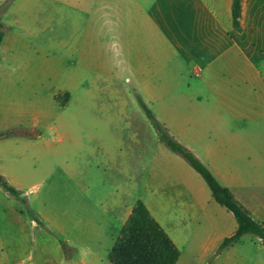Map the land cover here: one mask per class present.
Returning <instances> with one entry per match:
<instances>
[{"label": "rangeland", "instance_id": "374dc122", "mask_svg": "<svg viewBox=\"0 0 264 264\" xmlns=\"http://www.w3.org/2000/svg\"><path fill=\"white\" fill-rule=\"evenodd\" d=\"M155 1L14 0L0 18L6 28L0 47V132L26 128L32 135L0 140V174L20 191L15 198L0 188V198L9 209L23 206L43 215L57 232L52 236L57 243L81 238L72 232L77 221L73 218L79 219L83 212V197L89 198L94 212L114 197L123 205L142 197L168 213L178 207L173 197L181 182L189 183L204 202L206 191L211 197L203 178L161 141L139 105L142 99L169 135L185 147L178 135L192 134L181 117L196 116L201 109L179 99L205 94L197 86L191 59L177 57L168 43L170 26L146 21ZM163 1L162 10L179 1L183 16L195 14L198 2ZM204 13L199 14L201 20L211 21ZM261 14L259 22L264 26ZM194 32L185 26L174 34L185 39ZM255 48L254 62L264 78V34ZM245 67L233 49L212 61L208 78L214 86L233 82L234 88L249 90L248 115L264 118V98L252 94L255 82L244 83L240 71ZM167 68L174 73L164 75ZM173 100L180 105L163 107ZM204 110L215 114V109ZM162 119L170 122V130ZM245 126L254 127L251 122ZM167 191L172 192L167 195ZM162 193L167 195L164 200ZM44 238L50 241L43 235L42 243ZM234 246L227 260L264 264V246L256 236L245 235ZM64 251L71 254L69 248Z\"/></svg>", "mask_w": 264, "mask_h": 264}, {"label": "crops", "instance_id": "0c3cea01", "mask_svg": "<svg viewBox=\"0 0 264 264\" xmlns=\"http://www.w3.org/2000/svg\"><path fill=\"white\" fill-rule=\"evenodd\" d=\"M232 2L215 0L210 5L205 0H198L194 6L195 14L183 16L179 1L172 8L162 10L164 1L156 0L154 11L146 13L145 18L152 25L170 26L168 43L176 51L177 57L191 59L193 73L197 71L195 77L199 79L197 86L205 91L203 95L179 99L192 103L194 108L201 111H196L199 114L196 116L181 117V122L186 124V129L192 135L186 138L178 135L177 139L209 169L223 187L230 190L236 201L256 221L264 224V127L261 126L264 118L248 115L249 90L234 88L233 82L214 86L208 78L212 74L209 68L212 61L236 49L247 66L240 71L244 83L255 82L257 86L252 94L256 98H264L262 68L254 62L258 51L255 45L264 34V26L259 22L264 12V0H241L242 15L238 29L232 23ZM199 10L207 12L212 20L202 21ZM248 12L253 14L250 25L247 24L251 18ZM185 26L199 33L194 32L196 35L190 38H177L174 31H182ZM200 57L204 63L202 66L198 64ZM205 57H209L210 61L206 63ZM163 72L164 75H170L174 70L167 68ZM168 88H171L170 85ZM177 105L180 103L173 100L163 107L173 109ZM207 107L215 109V114H204ZM162 122L170 130V122L164 119ZM248 122L254 127L245 126ZM188 184L181 182L180 192L173 197L178 207L170 213L142 197L126 205L114 197L113 200L104 201L100 211L94 212L88 205L89 198L83 197V212L79 219L73 218L77 219L73 223V230L80 228V232H72V235L80 234L81 238H69L63 243H57L52 237L58 234L43 215L36 214L40 220L37 223L23 206L9 209L0 198V264H111L108 255L118 238L117 232L120 227L122 230L137 201L146 205L152 218L178 247L180 258L177 264H238L227 260L236 244L216 254L223 240L232 236L238 228L233 214L217 204L212 194L209 197L207 191L204 202L200 193L188 187ZM171 192L165 193L169 195ZM165 193L160 195L163 200L167 197ZM43 235L50 241L44 238L46 243H42ZM65 248L71 250L69 256Z\"/></svg>", "mask_w": 264, "mask_h": 264}, {"label": "trees", "instance_id": "16d2710c", "mask_svg": "<svg viewBox=\"0 0 264 264\" xmlns=\"http://www.w3.org/2000/svg\"><path fill=\"white\" fill-rule=\"evenodd\" d=\"M13 2L14 0H6L0 4V18L8 11ZM231 14L233 27L238 29L242 15L241 0H233ZM5 33L6 28L0 21V47ZM139 105L157 131L161 141L172 152L180 155L189 163L206 182L217 204L233 214L238 228L232 236L223 240L216 254H221L224 250L249 234L259 238L264 246V224L256 221L250 212L236 201L230 190L223 187L209 169L191 151L169 135L167 129L142 99L139 100ZM16 137L32 138V135L29 129L26 128L0 132V140ZM0 188L12 197H20V191L11 185L7 178L1 174ZM27 213L34 221L40 223V220L31 209L27 208ZM179 258L180 251L178 247L173 243L162 226L152 218L142 201L135 203L132 213L122 227L121 233L108 255L111 264H177Z\"/></svg>", "mask_w": 264, "mask_h": 264}]
</instances>
